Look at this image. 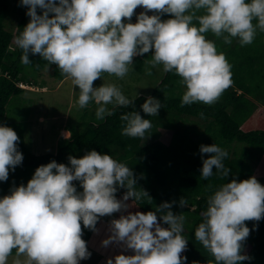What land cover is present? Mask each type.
<instances>
[{"label":"clouds","instance_id":"obj_1","mask_svg":"<svg viewBox=\"0 0 264 264\" xmlns=\"http://www.w3.org/2000/svg\"><path fill=\"white\" fill-rule=\"evenodd\" d=\"M19 2L27 6L29 17L14 37V44L21 49V62L31 64V53L57 65L73 86H78L75 106L83 109L94 103L98 120L111 116L117 107L134 105L138 93L130 98L116 83L94 87L93 82L104 73L124 78L133 57L150 50L145 74L162 66L163 72L178 75L185 88L181 106L215 103L232 84V66L205 34L211 32L225 44L236 38L244 46L253 42L257 30L264 31V0ZM138 6L144 10L136 14L133 23ZM162 14H170V18L162 20ZM161 107V101L153 96L140 105L148 116H156ZM121 119L126 122L122 128L126 136L144 137L152 127L151 121L135 110ZM18 140L11 127L0 124V181H6L9 171L22 163ZM199 151L210 154L202 157V179L211 177L214 169L224 178L229 175L231 169L223 163L229 155L225 148L201 144ZM67 159V165L51 160L36 167L26 184L14 186L0 197V264H9L13 250L12 264H79L91 256L82 239L81 224L95 232L100 217L127 210L130 198L132 204L144 198L151 201L146 190L137 188L131 167L108 153L88 150L79 158L70 155ZM73 181H78L82 190L78 191ZM120 187L127 191L117 199ZM179 205L188 207L187 199L182 197ZM170 209L171 203L163 202L154 210L128 212L111 220L112 234L101 244L122 242L133 254H118L106 264H182L186 257L181 253L188 242L185 217ZM158 215L166 227L158 222ZM201 215L194 236L212 254L214 264L250 260L242 252V242L250 232L245 221H259L264 216V185L254 176L224 182L208 197Z\"/></svg>","mask_w":264,"mask_h":264},{"label":"trees","instance_id":"obj_2","mask_svg":"<svg viewBox=\"0 0 264 264\" xmlns=\"http://www.w3.org/2000/svg\"><path fill=\"white\" fill-rule=\"evenodd\" d=\"M143 10L138 6L131 21L136 20V14ZM26 11L27 6L21 5L19 0H0V124L11 127L17 133L18 150L23 155L22 163L14 171H9L7 180L0 181V197L9 194L12 187L26 184L36 167L51 160L67 165V157L70 155L79 158L88 150L108 153L131 167L137 188L146 190L151 201L144 198L139 202L133 201L132 204L130 198L126 201L131 205L127 210L100 217L95 232L81 224L82 239L86 241L88 250L99 257V264H106L108 258H114L118 254H133L131 249L121 246L122 242H112L106 247L101 244L102 240L112 234L111 220L118 219L121 214L127 215L128 212L154 210L163 202L171 203L170 210L174 214L185 217L184 234L188 237V242L186 250L181 253L186 257L182 264H214L212 254L194 236L195 229L202 220L201 213L206 210L208 197L224 182L232 179L240 181L252 176L256 178L259 167H263L260 173H264V31L257 30L253 42L244 46L236 38H233L231 44H225L222 38L211 32L205 34L207 39L215 42L217 50L225 54L232 66V84L215 103L209 105L196 102L181 106L185 88L179 82L180 77L163 72L149 94L138 95L134 105L117 107L111 116H106L103 120L96 118L95 110L84 108L75 117L74 124L66 123L62 136L57 133V141L54 142L56 147L50 153L35 154L25 136L34 114H31L28 121L20 113L25 104L31 101L26 96L27 93L32 96L34 93L20 85L35 87L37 81L31 80L30 74H37L39 77L48 70L52 87L63 84L67 78L57 65L48 64L39 54H29L32 61L29 65L21 62V49L14 44V37L18 35V29L22 31L29 20ZM10 13L16 17L12 31L5 26ZM37 13H40L39 8ZM147 14L152 13L149 11ZM168 18L170 14L161 15L162 20ZM150 59L151 52L133 57L129 72L146 75L145 67L150 66L146 62ZM147 96L161 101L162 107L156 116H148L140 108ZM134 110L163 129V133L147 145L142 142L152 127L144 137L122 134L126 122L121 117ZM212 143L228 151L229 155L223 163L231 171L224 178L216 174L214 169V174L204 180L200 176L202 157L207 158L210 154L200 153L199 146ZM261 162L263 165H260ZM262 180L264 181V177ZM73 183L78 191L82 190L78 181ZM126 191L123 187L118 188L115 193L117 199ZM182 197L187 199L188 207L179 205ZM158 222L166 227L159 221V215ZM245 224L250 232L242 242V252L251 259L241 261L240 264H264V216L259 221L247 220ZM95 236L97 243L91 246ZM12 255H15V250L10 256Z\"/></svg>","mask_w":264,"mask_h":264},{"label":"rangeland","instance_id":"obj_3","mask_svg":"<svg viewBox=\"0 0 264 264\" xmlns=\"http://www.w3.org/2000/svg\"><path fill=\"white\" fill-rule=\"evenodd\" d=\"M135 21L136 20L131 22L135 23ZM15 23L16 17L13 13H10L5 21L6 28L12 31L15 27ZM149 52H151V50ZM49 73L50 71L48 70L39 77L37 74H30L31 80L37 81V83L35 82L36 84L33 88L20 85L21 88L34 93V96L27 93L26 96L31 98V101L29 104H25L24 110H20V113L22 115L24 114L28 121L29 117H31V114H34L30 118L25 136L26 140L31 144V150L35 154L50 153L52 148L56 147L54 142L56 143L57 136L63 135V128L65 127L66 123L68 125L74 124V122H76L75 117L78 116L77 114L84 110V108L79 109L75 106L79 95L78 86H73L71 80L67 78L63 84L58 85L57 87H52L50 85L52 79L49 77ZM162 73V66L153 68L151 75H134L129 72L122 79L117 78L114 75L104 73V75L102 74L101 79L98 78L93 82V86L98 87L102 83L111 82L116 83L122 89L124 94L130 98L134 97L136 92L138 95H147L158 82ZM44 85H46V87H44ZM89 105L85 108H88V110L91 111L95 110L96 106L94 103L90 102ZM42 121H44V124H41ZM58 132L59 134L57 135ZM162 133L163 129L159 128V126L157 127V123L153 122L152 129L150 133L145 136L142 144L147 145L153 142ZM261 164L262 162L260 165ZM262 169L263 167L258 168V175L256 176V179L259 183H261V185L264 183L262 180L264 173H260V170ZM91 243V246L97 243L96 236L92 239ZM14 257L15 255L9 257V264H12ZM79 264H99V257L92 252L88 259L81 260Z\"/></svg>","mask_w":264,"mask_h":264}]
</instances>
